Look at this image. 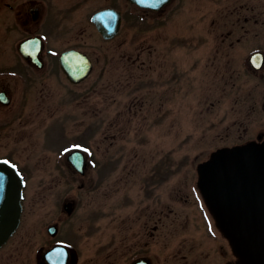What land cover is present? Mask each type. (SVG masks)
Wrapping results in <instances>:
<instances>
[{
	"label": "rangeland",
	"instance_id": "rangeland-1",
	"mask_svg": "<svg viewBox=\"0 0 264 264\" xmlns=\"http://www.w3.org/2000/svg\"><path fill=\"white\" fill-rule=\"evenodd\" d=\"M96 1L101 5L104 0L67 3L70 33L89 26L84 18ZM206 1L174 0L161 19L142 9V25L133 26L130 21L128 32L112 42L78 32L79 41L93 40L99 53L107 55L106 64L111 58L115 62L108 68L100 61L79 83L51 69L45 90L50 116L44 121L35 118L40 127H34L31 137L34 157L38 153L44 157L29 160L20 230L32 232L24 239L27 253L40 240V225L53 218L59 201L68 197L77 200V207L64 222L63 236L79 244L82 257H88L82 262L98 254L104 264H129L143 251L154 264L194 260L198 253L175 246L191 227L184 216L191 213V201L185 200L190 197L188 183L199 162L216 148L239 141L243 128L232 125L239 107L236 98L240 103L254 80L244 70L236 78L241 69L238 55L244 48L225 47L232 56L230 63L219 48L218 26H235L232 7L219 8L217 0H211L207 14ZM124 37L125 43L119 45ZM10 46L2 48L11 52ZM138 51L139 59H127V54ZM159 72L161 82L171 81L164 79L163 72L178 81L176 94L163 108L156 99ZM234 74L232 82L227 76ZM14 88L18 89L15 97L20 98L21 86ZM76 147L86 150L93 163L82 176L64 164L66 153ZM81 181L86 183L83 188ZM146 204L152 207L145 208ZM152 208L169 215L164 225L147 221L146 212ZM190 216L194 218L189 215V220ZM209 252L214 256L212 249Z\"/></svg>",
	"mask_w": 264,
	"mask_h": 264
},
{
	"label": "flooded vegetation",
	"instance_id": "flooded-vegetation-1",
	"mask_svg": "<svg viewBox=\"0 0 264 264\" xmlns=\"http://www.w3.org/2000/svg\"><path fill=\"white\" fill-rule=\"evenodd\" d=\"M72 1L77 4L88 0H0V49L3 53L0 54V160H5L4 165L9 170L19 171L24 181L20 221L6 241L0 244V264H104L99 260L98 254L91 255L88 262H82L88 257H82L79 244L63 236L64 222L77 207V200L74 198L64 197L59 201L56 215L40 225V240L38 239L39 242L32 253H27L29 245L24 240L26 235H32V232L20 231L24 223L25 192L29 187V160L44 157L42 153L34 157L31 137L35 129L40 127V122L35 125V118L44 121L46 116H50L45 90L51 69L60 77L67 78L61 66V57L72 49L79 50L89 57L92 63L91 73L100 61L106 62L107 55L102 56L99 53L96 43L93 40L79 41L78 32L90 37L94 34L96 39L112 42L128 32L125 29L131 25L130 21H133V26L139 25V22L142 25V7L130 0H102L103 4L100 5L96 1L88 10L84 19L89 26H80L76 32L70 33L69 26H66V10L67 3ZM173 1L153 12L161 19ZM208 1L205 2L207 14L210 13ZM217 4L219 8L223 5L232 7V13H235V26H218L222 56L226 63H230L232 56L225 47L244 48L243 53L238 55L241 69L236 78L240 77L244 70L247 75H252L254 80L240 103L236 98L239 107L232 125L238 129L243 128V132L239 130V141L216 148L208 159L198 163L196 172H192L188 183L190 197L185 198L191 201L188 203L191 213L185 212L184 215L191 221V227L175 246H179V250H187L188 253H198L192 256L194 260L191 264H264V223L257 219L252 220L246 215L228 214L227 209L217 199L210 181L215 173L244 157L264 155V0H234L232 4L226 0H217ZM104 10L110 11L106 15L98 14ZM97 14V19L106 29L108 37L101 32L95 21ZM123 43L125 37L119 45ZM5 44H11V52L2 48ZM140 57V51L135 55L127 54L129 61H136ZM114 64V59L111 58L106 65L110 68ZM162 76L164 79L171 78V81L161 82L163 79L159 72L161 86L156 91V99L161 108L176 94L178 86L176 77L168 76L166 72H163ZM234 76L235 74L227 77L233 82ZM227 77L224 78L225 81ZM14 86H21L20 98L15 97L14 90L18 89ZM251 129L252 133L249 132ZM22 141L23 145L20 144ZM19 146L20 150L17 149ZM85 155L87 173L93 163L86 150ZM64 164L73 173L83 175L67 157ZM79 186H86L85 181H81ZM66 203L72 206L71 213L67 212ZM146 207L152 206L146 204ZM189 215H194V218L190 216L189 220ZM145 216L147 221L151 220L159 227L164 225V218L169 217L168 214H163L162 209L157 208H152ZM175 216L177 215H174V218ZM236 223L245 224V227L239 228ZM171 233L178 232L171 230ZM255 245H258L260 255L252 250ZM211 249L214 256L210 255ZM140 257L142 260L148 258L149 264H154L152 256L145 251ZM182 258L188 260L186 254H182Z\"/></svg>",
	"mask_w": 264,
	"mask_h": 264
},
{
	"label": "water",
	"instance_id": "water-1",
	"mask_svg": "<svg viewBox=\"0 0 264 264\" xmlns=\"http://www.w3.org/2000/svg\"><path fill=\"white\" fill-rule=\"evenodd\" d=\"M132 2L153 10H159L170 0H131ZM108 14L103 11L100 15ZM99 28L105 33L104 26ZM62 66L72 82L84 79L91 70L90 60L78 51L65 53L61 59ZM73 165L84 173V154L74 150L68 155ZM3 163V164H2ZM215 195L221 205L231 215L242 214L252 219H261L264 204V155L248 156L240 159L233 165L218 171L211 178ZM23 180L17 170H9L4 161H0V244L17 227L22 211ZM67 212H72L70 203H66ZM137 259L131 264H149L148 259Z\"/></svg>",
	"mask_w": 264,
	"mask_h": 264
},
{
	"label": "bare ground",
	"instance_id": "bare-ground-1",
	"mask_svg": "<svg viewBox=\"0 0 264 264\" xmlns=\"http://www.w3.org/2000/svg\"><path fill=\"white\" fill-rule=\"evenodd\" d=\"M216 197H217V199L219 200V198H218V196L216 195ZM219 202H220V200H219ZM261 211V219H263V222L262 223H264V204H263V208H262V210H260ZM228 213V212H227ZM229 214V213H228ZM231 218V217H230ZM253 220V219H252ZM237 224V226L239 227V228H243V227H245V224H241V223H236ZM251 241H254L253 239H251ZM258 243H259V239H258ZM257 247H258V245H255L254 247H253V251H255L256 252V254L257 255H260L259 254V252H260V250L259 249H257Z\"/></svg>",
	"mask_w": 264,
	"mask_h": 264
}]
</instances>
